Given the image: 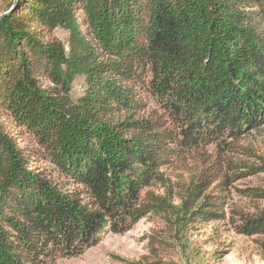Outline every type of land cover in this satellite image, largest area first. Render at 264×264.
Here are the masks:
<instances>
[{
  "label": "trees",
  "instance_id": "trees-1",
  "mask_svg": "<svg viewBox=\"0 0 264 264\" xmlns=\"http://www.w3.org/2000/svg\"><path fill=\"white\" fill-rule=\"evenodd\" d=\"M9 11L0 264L83 256L148 217L159 204L145 191L166 187L163 171L201 155L205 139L231 136L223 146L236 152L264 128V0H10ZM223 161L188 186L181 209L195 224L227 221L242 175ZM241 193L264 201L261 188ZM233 214L235 231L260 236L264 251V207ZM167 244L149 237L147 258L165 264Z\"/></svg>",
  "mask_w": 264,
  "mask_h": 264
},
{
  "label": "rangeland",
  "instance_id": "rangeland-1",
  "mask_svg": "<svg viewBox=\"0 0 264 264\" xmlns=\"http://www.w3.org/2000/svg\"><path fill=\"white\" fill-rule=\"evenodd\" d=\"M10 0H0V17L4 15ZM172 97V96H171ZM187 102L184 100V105ZM183 106V102L180 104ZM154 108L159 106L155 105ZM194 111L203 119V113L195 105ZM202 113V114H201ZM234 146L231 136L220 139H205L200 154L194 152L182 162H176L163 171L167 186H158L145 191L159 204L146 218L140 220L125 234H110L98 246L78 258L62 259L58 264H156L159 260L147 258L149 237L168 241L161 255L165 264H264V251L260 236L247 237L238 234L232 223L234 211L253 212L255 207H264V201H253L241 191L250 188L264 190V128L247 132L238 142L236 152L223 144ZM224 148V149H221ZM207 158V159H204ZM223 157V171L233 179L225 206L227 221L196 223L193 217L181 209L188 196V186L195 175ZM49 167V166H48ZM50 168V167H49ZM212 183L208 188L213 187ZM148 259V260H147Z\"/></svg>",
  "mask_w": 264,
  "mask_h": 264
},
{
  "label": "water",
  "instance_id": "water-1",
  "mask_svg": "<svg viewBox=\"0 0 264 264\" xmlns=\"http://www.w3.org/2000/svg\"><path fill=\"white\" fill-rule=\"evenodd\" d=\"M16 2V0H15ZM11 11H9L8 13H5L3 16L0 17V21H2L5 17H7L10 14Z\"/></svg>",
  "mask_w": 264,
  "mask_h": 264
}]
</instances>
